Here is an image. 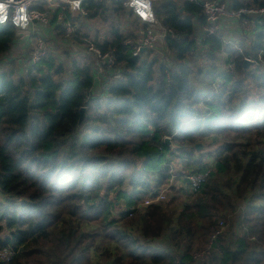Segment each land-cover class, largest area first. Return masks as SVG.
<instances>
[{"label": "trees", "instance_id": "16d2710c", "mask_svg": "<svg viewBox=\"0 0 264 264\" xmlns=\"http://www.w3.org/2000/svg\"><path fill=\"white\" fill-rule=\"evenodd\" d=\"M83 7L31 4L53 13L35 66L13 56L29 57L31 29L0 25V264H264V65L245 62L264 61V16L233 27L244 48L225 30L204 37L199 5L159 1V24L183 39L164 38V57H134L126 42L143 26L131 13L112 0ZM88 47L116 57L102 79ZM171 179L187 197L143 205Z\"/></svg>", "mask_w": 264, "mask_h": 264}, {"label": "built area", "instance_id": "2783aa9c", "mask_svg": "<svg viewBox=\"0 0 264 264\" xmlns=\"http://www.w3.org/2000/svg\"><path fill=\"white\" fill-rule=\"evenodd\" d=\"M42 1L47 4H52L54 2H59L67 5L68 10L71 14H79L81 16H86L87 12L83 7V3L87 1H92L94 3H101L104 0H0V25H11L12 27L19 29L21 31H26L28 29H33L32 25H38L40 27L46 28L53 18V13L49 11L41 10H31L30 6L34 2ZM118 2L121 6L131 13L133 18L137 20L143 29L138 33L139 40L136 42L127 41L126 44L130 45L132 48V56H138L143 49L145 51H152L157 57H164L163 50L160 49V43L163 39L170 36L176 42L183 39V36L175 33L171 29L163 28L154 15V7L157 2L165 0H113ZM188 1L197 4L201 7L202 12L205 17V25L203 26V35L208 37L215 35L219 30H225L227 35L225 36L226 43H231V32L230 28H227L226 21L231 23H239L240 28L244 31H250L253 24L257 23L261 25L260 17L264 16V7L262 8H241L238 10H232L228 7L225 2L220 0H179ZM141 4L147 5V7H140ZM144 13V15H141ZM257 17L256 20L252 19ZM56 23L64 30L63 37L65 39H70L73 32L71 24L67 23L61 14L56 16ZM238 33V31H237ZM35 44L34 49L29 55V62L31 66H35L47 53L51 42H47L48 34L35 33ZM231 38V39H230ZM198 50V49H197ZM87 51L93 53L95 58V64L98 68L96 78L102 79V69H111L115 67L116 57L112 51H107L102 53L99 49L94 47H88ZM250 64L261 63L264 65L262 53L258 54L256 59L245 58V62ZM228 70H232L231 64L227 65ZM190 178L195 185L201 180V178L194 179ZM161 194L157 200L163 199ZM146 202V205L152 203ZM225 226L221 222L219 224L218 231L212 236V239L216 238L221 232H223ZM210 247V246H209ZM208 250V249H206ZM205 250V251H206ZM204 251L195 254V258H201L204 255Z\"/></svg>", "mask_w": 264, "mask_h": 264}, {"label": "rangeland", "instance_id": "374dc122", "mask_svg": "<svg viewBox=\"0 0 264 264\" xmlns=\"http://www.w3.org/2000/svg\"><path fill=\"white\" fill-rule=\"evenodd\" d=\"M254 9H257V8H254ZM256 18H257V17H254V18H252V19L256 20ZM226 25H227V28H230L231 31L233 32L232 34H230L232 37H234V39H233V40L231 39V41L234 42V41H236V39H237V40H238L237 42H238L239 44H242L241 46H243V47H244V46H247V48L250 47V44L248 43L249 40H246V35H245V34H243L242 32H240V33L234 32V28H233V27H236V25H235L234 23H231V24H230V22L226 21ZM105 28H106V27H102V26L100 27V29H101L102 32L105 30ZM44 29H45V28H38V29L33 28V29L30 31V36H33V37L37 36V35H35L36 32L43 33ZM31 47H33V43H31ZM244 48H245V47H244ZM23 54H24V55H23ZM13 56H14V58H15L16 61H17V60H20V62H21V59H20L21 57H24V60H23V61H29V58H26V57H27L26 52L21 51V50H19V49H15V50H14ZM23 64H24V65H27V63H23ZM199 151L204 152L203 147H202V148H199ZM205 153H206V152H205ZM211 162H212V159H208V163H211ZM173 165L175 166V170L178 169V166H176L174 163H173ZM173 179H174V178H173ZM191 181H192V180H190V178H189V183H190ZM171 186H173L174 189H173L172 191H168V189H170ZM182 189H185L184 192H189V191L191 190V189L188 188V187H182V186L179 184V181L176 180V182H175V181H172V179H171V181L169 182V187H166L165 189H163V190L160 192V194L163 195L165 192H167V193H169L170 198L174 197L176 201H179L180 199L185 198V197L188 196V194H184V193L181 192ZM159 197H160V196H157L155 199H151V200H148V201H146V202L149 203V202H151V201H154V202H155V201H158L157 199H158ZM170 198H169V199H170ZM0 200H1V197H0ZM146 202H145L143 205H146ZM2 255L4 256V254H2Z\"/></svg>", "mask_w": 264, "mask_h": 264}, {"label": "water", "instance_id": "95a60500", "mask_svg": "<svg viewBox=\"0 0 264 264\" xmlns=\"http://www.w3.org/2000/svg\"><path fill=\"white\" fill-rule=\"evenodd\" d=\"M146 49H143V51H145ZM246 63H247V61H246ZM85 108L84 107H82L80 110H79V121H78V126H80L81 125V123H82V121H83V116H84V112H85ZM164 141H165V143H169L170 144V138H165L164 139ZM196 150H199V148H201V145H196ZM184 182H186V183H188L189 182V179H187V178H185L184 179Z\"/></svg>", "mask_w": 264, "mask_h": 264}, {"label": "crops", "instance_id": "0c3cea01", "mask_svg": "<svg viewBox=\"0 0 264 264\" xmlns=\"http://www.w3.org/2000/svg\"><path fill=\"white\" fill-rule=\"evenodd\" d=\"M113 1V0H112ZM225 3H227V2H225ZM123 8V7H122ZM84 9H85V7H84ZM87 12V11H86ZM79 15V14H78ZM67 23H69V22H67ZM70 24V23H69ZM199 24L196 22V20H195V25H194V29H195V31L196 32H198L199 30H200V28H199V26H198ZM223 30V29H222ZM231 38H232V40L234 39V37H232L231 36ZM230 38V39H231ZM26 44V43H25ZM24 55V54H23ZM21 58H23L24 59V57H21Z\"/></svg>", "mask_w": 264, "mask_h": 264}, {"label": "clouds", "instance_id": "9594fccd", "mask_svg": "<svg viewBox=\"0 0 264 264\" xmlns=\"http://www.w3.org/2000/svg\"><path fill=\"white\" fill-rule=\"evenodd\" d=\"M140 7L144 8V7H147V5L141 4ZM141 15H144V13H141Z\"/></svg>", "mask_w": 264, "mask_h": 264}]
</instances>
